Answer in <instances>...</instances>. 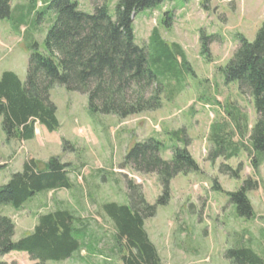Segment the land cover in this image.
Wrapping results in <instances>:
<instances>
[{"label":"rangeland","instance_id":"1","mask_svg":"<svg viewBox=\"0 0 264 264\" xmlns=\"http://www.w3.org/2000/svg\"><path fill=\"white\" fill-rule=\"evenodd\" d=\"M71 1L77 2L79 11L88 15L93 14L95 4L105 3L114 18L120 0ZM50 2L11 0L10 19L0 21L8 28L0 30L1 71L8 72L10 68L5 62L11 59L15 71L19 64L17 54H21L23 65L19 66L24 74L20 78L25 81L29 49L37 45L38 51H43L44 38L55 21V15L47 9ZM263 22L264 0L164 1L153 10L137 13L133 22L137 46L148 47L151 31L156 29L166 43L180 46L187 63L178 82L172 81V87L159 73L164 94L158 110L125 119L92 114L85 96L54 87L49 100L55 108L57 132L50 133L35 124L33 141L16 146L15 141L4 136L0 119V185L25 160L37 162V168L42 169L51 158H56L69 166L74 190L38 195L17 212L4 210L3 215L14 223L12 240L28 236L38 215L50 212L54 203H62V208L69 205L72 210H80L81 220L87 222V246L71 259L44 264H121L114 253L113 227L101 215L99 206L126 205L127 182L142 188L147 204H155L160 194L156 176L137 174L122 166L125 154L135 143L154 138L167 150L160 154L166 161L172 158V148H182L187 142V150L200 169L198 173L174 178L168 204L157 207L155 216L144 222L161 264H209L207 259L210 264H229L223 258L224 250L241 245L264 255V159L257 156V172L240 147L235 156L225 159L231 152L225 146L216 150L215 129L209 125L212 121L214 125L223 120L230 122L236 130L232 141L237 143L243 137L248 146L250 131L257 121L253 102L240 94L237 83H225L221 69L238 48V36L252 43ZM201 34L211 40L207 53L200 43ZM228 112L234 117L237 114L239 129ZM223 165L233 171L241 165L239 179L221 175ZM248 178L258 182L257 190L247 193L254 217L241 219L226 193L238 191ZM214 180L222 192L212 190ZM0 262L36 264L24 253L0 256Z\"/></svg>","mask_w":264,"mask_h":264},{"label":"trees","instance_id":"2","mask_svg":"<svg viewBox=\"0 0 264 264\" xmlns=\"http://www.w3.org/2000/svg\"><path fill=\"white\" fill-rule=\"evenodd\" d=\"M164 1L169 0H120L112 18L105 3L95 4L93 14L88 15L79 11L75 1L51 0L47 9L55 15V21L44 38L43 51L39 52L37 45L29 49L25 81L22 83L12 72L0 76V119L6 139L33 140L35 124L50 133L57 132L55 108L49 100L54 87L85 96L88 112L92 114L125 119L158 110L164 94L159 73L172 87L187 63L180 47L166 43L156 29L151 31L148 47L137 46L133 21L137 13L153 10ZM10 2L0 0V21L10 19ZM237 39L238 48L221 73L226 84L237 83L240 94L253 102L257 121L250 131L248 146L240 136L237 143L232 141L236 130L230 122L223 120L211 128L215 129L216 150L225 146L231 152L225 159L235 156V150L240 147L257 172V156L264 159V22L252 43L240 36ZM209 42L211 40L201 34L204 53ZM222 111L227 115L226 110ZM228 117L239 129L237 114L234 117L230 113ZM187 146L184 142L182 148H172V158L166 161L160 154L167 150L161 142L150 138L135 143L125 154L123 168L156 176L160 194L155 204L149 205L142 188L127 182L126 205L105 203L99 206L101 215L113 227L114 253L121 264H161L144 222L155 216L157 207L168 204L170 183L174 178L200 171ZM37 167V162L25 160L21 170L10 174L7 182L0 185V256L24 253L36 264L66 261L87 246L88 224L81 220L80 210L54 203L50 212L37 216L31 233L18 241L12 240L14 223L2 213L19 211L38 195L74 191L68 165L51 158L42 169ZM241 172V165L235 171L225 165L220 169L221 175L234 179H239ZM257 188L258 182L248 178L238 191L226 193L239 218L254 217L247 193ZM212 190L222 192L216 180ZM256 252L242 245L232 246L224 250L223 258L229 264H264V255Z\"/></svg>","mask_w":264,"mask_h":264},{"label":"crops","instance_id":"3","mask_svg":"<svg viewBox=\"0 0 264 264\" xmlns=\"http://www.w3.org/2000/svg\"><path fill=\"white\" fill-rule=\"evenodd\" d=\"M1 27H6V26H3L2 24H0V30H1ZM8 30V28L6 27L5 28V30ZM1 42H3L2 41V39H1V37H0V43ZM175 45H178V44H175ZM179 46V45H178ZM180 47V46H179ZM18 55V58L16 59V60H18L19 61V64H21V65H23V56L21 55V54H17ZM16 55V56H17ZM16 56H14V57H16ZM13 57V58H14ZM28 58V57H27ZM15 60V61H16ZM5 63H7L6 65H9V70H7L8 72H12V73H15V75L17 76V78L23 83L24 82V78L22 79V78H20V76L21 75H23L24 74V71H23V69L19 66V64L16 66V68H14L15 69V71H13V69H12V65L14 64V61H12V59L8 62H5ZM5 71H1L0 70V76H1V74L2 73H4ZM215 122L214 121H212L209 125H210V127L214 124ZM31 141H33V140H31ZM31 141H27V142H16L15 141V143L17 144L16 146H18L20 143H22V144H26V143H28V142H31ZM7 144H9V142L7 143ZM189 152V151H188ZM204 152V151H203ZM190 153V155H191V157L193 158V159H195V157H194V155L191 153V152H189ZM195 161V160H194ZM22 165H23V163L16 169V170H14V171H12V173H16V172H19L20 170H21V168H22ZM11 173V174H12ZM8 178H9V175H8V177H7V180H8ZM7 180H5V182L3 183V184H5L6 182H7ZM2 184V185H3ZM48 194H49V192H48ZM46 195H47V193H46ZM45 200H47V199H45ZM33 229V228H32ZM211 263V260L210 259H207V263ZM209 263V264H210Z\"/></svg>","mask_w":264,"mask_h":264}]
</instances>
